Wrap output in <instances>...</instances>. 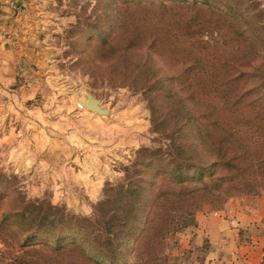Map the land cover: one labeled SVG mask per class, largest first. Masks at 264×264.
Wrapping results in <instances>:
<instances>
[{
	"label": "rangeland",
	"instance_id": "1",
	"mask_svg": "<svg viewBox=\"0 0 264 264\" xmlns=\"http://www.w3.org/2000/svg\"><path fill=\"white\" fill-rule=\"evenodd\" d=\"M149 4L164 9L155 6L149 15L136 7ZM240 5L241 15L214 0L210 6L200 0H29L25 15L37 55L17 71L21 84L0 87V264H99L78 244L88 238L97 247L106 216L126 232L116 240L120 254L112 253L111 264H264V122L254 118H264L258 104L264 102V0ZM195 6L219 15L203 18L204 35L180 37L178 27ZM149 38L172 53L164 56L170 65L143 52ZM128 41L136 52L123 55ZM194 57L200 58V73L191 80L199 86L195 102L215 107L221 129L211 137L234 170L212 165L197 174L198 155L212 147L197 140L187 151L192 134L171 142L168 104L154 105L164 124L152 120L147 78L179 71ZM88 94L106 115L77 105ZM145 151L163 159L170 153L194 167L176 170L183 176L174 179L160 174V160L149 161ZM256 203L262 205L258 217L237 229L224 251L209 254L208 239L193 240L196 230L226 220L227 211ZM25 205L31 215L45 216L44 232L13 227L7 216ZM201 212L206 223L196 227L194 215ZM93 252L87 250L107 264Z\"/></svg>",
	"mask_w": 264,
	"mask_h": 264
},
{
	"label": "trees",
	"instance_id": "2",
	"mask_svg": "<svg viewBox=\"0 0 264 264\" xmlns=\"http://www.w3.org/2000/svg\"><path fill=\"white\" fill-rule=\"evenodd\" d=\"M192 3H194L196 0H191ZM203 4H207L210 6V1L211 0H200ZM215 2L221 4V7L229 8V10L234 11L233 13H238L241 15L244 10L242 8L241 0H214ZM137 4V3H136ZM163 10L164 5L158 4H149V6H139L137 5L136 7L139 8L141 11L147 12V14L151 15V12L153 8ZM187 8V7H186ZM188 10V9H187ZM185 9H182V12H184ZM213 14V15H219L217 12H212L210 7H194V12L192 14V17L186 18L181 25L178 27V32L180 37H188V35H204L206 32L205 29V16L207 14ZM190 21H194V24H190ZM122 22H119L121 24ZM118 22L113 23V28L115 30L118 27ZM221 27H224V24H221ZM225 28L227 26L225 25ZM246 29V28H245ZM169 31V30H168ZM192 31L193 34H188ZM114 40V35L111 36V39L107 41V45L111 47V42ZM144 47L143 52H151L153 55H155L157 58L162 60V63H165L166 65H170L168 62L165 60L164 56L166 54H172L167 48H164L161 50V43H158L156 39L154 38H149L147 42H144L142 44ZM123 55L125 54L126 50H132L133 52H136L133 49V44L127 42L125 46H123ZM140 51V50H139ZM115 53V52H112ZM120 57L119 50L116 51V54H113L110 56L113 60L116 59L117 57ZM154 61V60H153ZM190 62V63H189ZM192 62V65H191ZM188 63V64H187ZM200 63V58L194 57L193 60L191 61H186L182 67L180 68L179 71L172 72V73H166L164 76H157L152 78H147V82L149 84L147 87H144L143 91L144 93H149L150 99L149 103L151 104V116L152 120L157 122L155 123L156 126L158 125H163L164 124V117L161 118L158 114H155V106H157L156 102L158 103L159 107L163 106L164 104H168L169 106L167 113L169 116H171L172 119V131H171V136L170 140L171 142H176L177 140L180 139V136L185 134H192V138L188 140V145L186 148L189 151V148L195 150L194 144H197L198 141L202 143L203 145L207 144L209 147H212L210 152L206 155H203L202 152L200 153L199 158L197 159L198 163L201 164V170L198 168L195 171L197 174L203 173L205 171L209 172L210 167L213 165L215 166H220L222 164H230L231 169H235V164L229 163L228 160L225 159L226 152L224 149H221L219 146L220 144L218 142H215L217 140L216 137H211V133H215L217 130H220L221 125L218 121V116L216 114L215 107H213L210 104L204 105L201 109L198 107V105L195 102V96L198 95L199 91V86L197 85H192L191 80L192 77L196 73H200V70L198 67H196V64ZM150 79H152L150 81ZM251 91V90H249ZM260 101L259 99L257 102ZM255 104V103H254ZM258 104L261 106L263 112H264V102H258ZM155 105V106H154ZM207 106L212 107L209 112L207 111ZM253 106V103H247L245 104V107H250ZM158 108V106H157ZM159 116V117H158ZM253 115H251V118ZM256 121L261 125L262 122H264V118L261 116L254 117ZM205 121V122H201ZM264 125V124H262ZM209 130H213L214 132H211ZM189 132V133H188ZM198 140V141H197ZM194 143V144H193ZM183 146V144H182ZM173 150L176 152V155L180 151V144H177V147L173 146ZM143 152V151H141ZM146 152V151H145ZM144 156L148 159L149 161H152V159H155L157 161L160 160V163L158 162L157 166L159 168V173L160 174H166L167 172L172 174V178H178L182 179V173L178 174L175 173V171L179 170H187L191 167H194L193 164H182L180 162H176L175 158H170L171 155L170 153H165L167 158L163 159L161 158L158 154V151H147ZM235 158H232L234 160ZM165 166H171L169 170H166ZM182 175V176H180ZM181 190V189H179ZM186 190H183L182 193H184ZM30 206V205H25L21 207V209L17 212H14L13 215L7 216L8 218L12 217L13 218V224L14 228L17 230H23V234L26 233V231H29L31 233H42L44 232L45 228L42 227L43 222L45 221V216L40 215L38 212L35 214L31 215L30 212H28L25 207ZM135 212H132L131 219L134 221L136 219V216L134 215ZM202 213V214H201ZM200 215L196 216L194 215V220H195V226H202L205 225L206 219H207V213L206 212H201ZM6 218V217H5ZM104 233L103 236L100 237L101 241H98L97 247L92 248V243L88 238H85V241L87 245L83 244H78V249H81V253L85 258L91 257L93 260L98 262L99 264L103 263V261H97L96 257L91 256L87 254V250H90L91 252L95 251L96 255L100 257L102 260L106 261L107 264L113 263L115 261L116 257L112 255V253L115 254V256L120 254V244L119 242H116L117 239L121 240L126 234H122V225L121 223L117 224V227H114V218L107 217L104 218ZM199 219V220H198ZM33 222L34 224L30 226L28 223ZM131 227V226H130ZM128 229V230H127ZM127 232L129 231V227L127 228ZM26 237V236H24ZM122 241V240H121ZM96 242V240H95ZM122 243V242H121ZM60 246V245H58ZM92 249V250H91ZM107 255H111L107 256Z\"/></svg>",
	"mask_w": 264,
	"mask_h": 264
},
{
	"label": "crops",
	"instance_id": "3",
	"mask_svg": "<svg viewBox=\"0 0 264 264\" xmlns=\"http://www.w3.org/2000/svg\"><path fill=\"white\" fill-rule=\"evenodd\" d=\"M28 6L29 0H0V87L3 88L21 84L17 71L22 70V65L31 56L37 55V51H33L35 36L29 37L28 34L27 25L30 23L25 15ZM260 208L262 205L256 203L243 210L227 211L226 220L217 226L196 230L193 240L200 243L208 239L209 254L210 251H224L235 238L237 229L249 227L250 222L258 217ZM206 252L204 250V254Z\"/></svg>",
	"mask_w": 264,
	"mask_h": 264
},
{
	"label": "water",
	"instance_id": "4",
	"mask_svg": "<svg viewBox=\"0 0 264 264\" xmlns=\"http://www.w3.org/2000/svg\"><path fill=\"white\" fill-rule=\"evenodd\" d=\"M77 105L83 106L91 112H94L98 115H106L107 109L105 107L100 106V102L95 99L92 95H87L82 100H77Z\"/></svg>",
	"mask_w": 264,
	"mask_h": 264
}]
</instances>
